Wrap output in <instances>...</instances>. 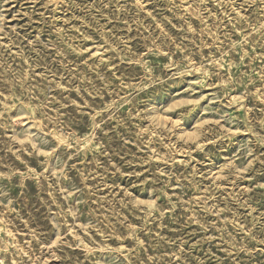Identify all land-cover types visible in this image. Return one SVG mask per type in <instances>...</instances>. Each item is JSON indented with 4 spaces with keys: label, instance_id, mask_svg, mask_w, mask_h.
<instances>
[{
    "label": "rangeland",
    "instance_id": "1",
    "mask_svg": "<svg viewBox=\"0 0 264 264\" xmlns=\"http://www.w3.org/2000/svg\"><path fill=\"white\" fill-rule=\"evenodd\" d=\"M0 264H264V0H0Z\"/></svg>",
    "mask_w": 264,
    "mask_h": 264
}]
</instances>
